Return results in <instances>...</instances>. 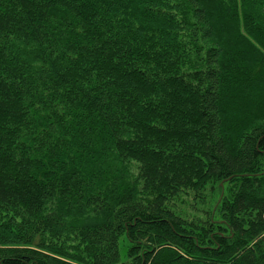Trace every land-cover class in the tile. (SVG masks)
Instances as JSON below:
<instances>
[{"label": "trees", "instance_id": "16d2710c", "mask_svg": "<svg viewBox=\"0 0 264 264\" xmlns=\"http://www.w3.org/2000/svg\"><path fill=\"white\" fill-rule=\"evenodd\" d=\"M0 264H264V0H0Z\"/></svg>", "mask_w": 264, "mask_h": 264}, {"label": "rangeland", "instance_id": "374dc122", "mask_svg": "<svg viewBox=\"0 0 264 264\" xmlns=\"http://www.w3.org/2000/svg\"><path fill=\"white\" fill-rule=\"evenodd\" d=\"M135 166V165H134ZM217 195L215 194H211V197H209V203L207 202L206 204L209 206H212V216H214L213 212L215 210V206L217 205V199H216ZM188 203L187 207H194L197 203L195 202V200L193 199V197L190 195L187 198H183L180 200V205L176 206V207H180L182 204ZM185 207V205H184ZM198 215L200 216V218H206V214L204 216V213H206L205 210L202 209V207H200V209L198 210ZM192 212V211H191ZM208 212V211H207ZM186 213L190 216L191 214H189L187 211ZM97 215V214H96ZM105 216L104 214H100L96 216V219L91 220L90 223L93 225L95 224H100L101 222H103L105 220ZM218 217V216H215ZM122 239V238H121ZM120 257L124 260L125 259V253H126V242L121 241L120 243Z\"/></svg>", "mask_w": 264, "mask_h": 264}, {"label": "water", "instance_id": "95a60500", "mask_svg": "<svg viewBox=\"0 0 264 264\" xmlns=\"http://www.w3.org/2000/svg\"><path fill=\"white\" fill-rule=\"evenodd\" d=\"M220 186H222V184H220Z\"/></svg>", "mask_w": 264, "mask_h": 264}]
</instances>
